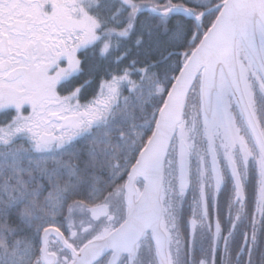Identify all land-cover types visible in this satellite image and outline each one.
<instances>
[{"label":"snow or ice","instance_id":"6c2138e0","mask_svg":"<svg viewBox=\"0 0 264 264\" xmlns=\"http://www.w3.org/2000/svg\"><path fill=\"white\" fill-rule=\"evenodd\" d=\"M0 114V264H264V0H0Z\"/></svg>","mask_w":264,"mask_h":264},{"label":"flooded vegetation","instance_id":"af4514ba","mask_svg":"<svg viewBox=\"0 0 264 264\" xmlns=\"http://www.w3.org/2000/svg\"><path fill=\"white\" fill-rule=\"evenodd\" d=\"M81 54L82 53H78V56L81 57ZM92 93H93V91L89 92V90H87L86 93H85V100H87L88 98H90V96L92 95ZM0 115H2V114H0ZM189 217H190V212L187 211V209H186V212H185V220H187ZM260 246H261V249H264V235H261L260 236ZM195 259H196L197 264H198V261L201 259V253L199 251H196L195 252ZM209 259H211L210 256H209ZM219 260H220V257H219V254H217V257H216L217 264H219Z\"/></svg>","mask_w":264,"mask_h":264},{"label":"trees","instance_id":"16d2710c","mask_svg":"<svg viewBox=\"0 0 264 264\" xmlns=\"http://www.w3.org/2000/svg\"><path fill=\"white\" fill-rule=\"evenodd\" d=\"M88 55L91 56V52H89ZM81 57H82V58L84 57V53L81 54ZM82 79H87V77H83ZM98 83H99V78H97V79L93 82L91 88L88 89L89 92L93 91V90L96 88V86L98 85ZM6 119H7V117H5L3 114L0 115V122L5 121Z\"/></svg>","mask_w":264,"mask_h":264}]
</instances>
